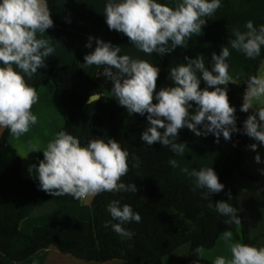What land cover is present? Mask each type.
<instances>
[{
    "label": "clouds",
    "instance_id": "1",
    "mask_svg": "<svg viewBox=\"0 0 264 264\" xmlns=\"http://www.w3.org/2000/svg\"><path fill=\"white\" fill-rule=\"evenodd\" d=\"M221 6L222 0H179L174 7L158 0H108L104 18L110 31L122 33L141 52L163 57L178 46L186 47L192 35L202 31L206 18ZM52 26L48 0H0V128L8 129L17 139L38 121L31 109L39 96L26 78L31 79L38 69L47 66L45 61L54 50L47 40L38 39L37 33L43 34ZM245 28L246 31L235 32L228 45L256 60L264 50V25L257 28L249 20ZM228 45L221 48L219 55L212 53L211 70L200 56H185L183 63L168 70L171 85L162 86L159 91L160 68L147 60L121 55V47L111 42L90 36L85 47L91 51L84 61L102 68L100 75L111 82L113 97L129 116L147 113L148 126L140 139L148 146L159 143L174 153H182L185 145L177 140L183 128L198 137L211 134L217 142L221 136L228 141L233 133L242 131L264 146V60L260 61L258 72L244 80L246 89L240 111L252 110L253 114L244 121L242 130L237 129L236 108L230 106L228 85L239 81L230 74ZM202 81L206 85L203 89ZM99 99L97 93L89 98L90 102ZM249 147L257 150L255 143ZM37 151H42L43 159L28 171L35 173L39 190L54 197L82 200L102 192L138 191L134 183L121 182L129 171V152L114 139L90 138L82 144L79 138L59 131L44 147L38 143L28 145V154ZM134 159L133 167H138L139 159ZM255 161L262 163L259 154ZM168 163L175 166V160ZM189 174L195 178L194 188L203 190L202 199L207 201L225 187L212 167L192 169ZM208 206H214L217 213L227 218L225 224H241L238 209L232 203L222 200L208 202ZM107 212L111 220L105 222V227L110 226L121 238L131 239L134 233L125 225L139 223V213L119 200H111ZM222 239L230 255L216 256L211 264H264V246L234 241L230 229L222 233ZM195 252L200 258L204 249L197 247Z\"/></svg>",
    "mask_w": 264,
    "mask_h": 264
},
{
    "label": "trees",
    "instance_id": "2",
    "mask_svg": "<svg viewBox=\"0 0 264 264\" xmlns=\"http://www.w3.org/2000/svg\"><path fill=\"white\" fill-rule=\"evenodd\" d=\"M57 1L48 0L51 18L52 6ZM258 11L264 12V0H222V6L212 17L206 18L208 21L203 27L233 26ZM182 59L180 46L163 57L153 54L154 64L160 68L156 91L171 85L167 78L168 70L182 63ZM261 60H264V50L261 57L250 60L246 67L230 66V74L239 81L228 85L230 106L236 108L237 129L242 130L249 116V112L240 111L246 89L244 80L258 72ZM209 62L206 66L211 70ZM101 72L102 68H96L90 75H85L79 63H75L69 76L61 74L57 68L48 74L38 69L36 75L26 80L36 91L49 83L54 84L68 113V121L61 131L79 138L82 144L90 138L120 142L129 152V171L121 182L134 183L138 191L102 192L93 200L92 216L88 222L76 218L54 221L35 228L32 234H25L21 231V224L36 210L50 203L52 195L39 190L38 181L25 179L20 159L14 160L0 175V264H22L50 248L88 263L163 264L164 258L185 245L191 246L189 256L180 264H202L195 249L201 246L204 250L214 249L226 229H230L240 242L259 247L258 239L251 236L249 226L240 218L239 195L233 181L234 175L240 174L264 189L262 178L243 171L246 157L250 151L253 152L247 135L238 131L230 140L225 141L221 136L217 142L211 134L198 137L187 128L180 130L178 143L197 142L220 156L213 169L225 187L220 193L212 194L209 201L202 199L203 190L174 179V167L168 161L175 160V153L170 148L159 143L148 146L140 139L148 126L147 113L129 116L127 110L113 99L111 82L100 75ZM205 86L202 81L201 89ZM93 93L99 94L100 99L87 104ZM195 107L193 102V110ZM11 136L8 129L3 132L0 150L9 145ZM253 154L254 157L257 155ZM134 158L139 159L138 167H133L136 163ZM111 200L131 205L141 216L139 223L125 225L134 233L131 239L121 238L110 226L105 227V222L111 220L107 212V204ZM222 200L238 209L241 224H225L227 218L217 213L214 206H208V202L215 204Z\"/></svg>",
    "mask_w": 264,
    "mask_h": 264
},
{
    "label": "crops",
    "instance_id": "3",
    "mask_svg": "<svg viewBox=\"0 0 264 264\" xmlns=\"http://www.w3.org/2000/svg\"><path fill=\"white\" fill-rule=\"evenodd\" d=\"M108 0H58L52 6L53 26L45 33H37L38 39H45L49 46L53 48L45 63V68H40L45 74L54 69H58L64 76L72 73L75 63H79L85 75L96 69L95 65H87L84 56L91 49L85 47L89 42V37L99 38L105 42H111L115 46L121 47V52L132 59H143L152 63L153 54L149 55L141 52L135 45L130 44L128 38L115 30H109L105 23V5ZM160 3H167L174 7L179 0H158ZM251 20L255 27L264 25V12L258 11L251 14L242 22L227 27L217 29H206L202 26V31L195 33L188 40L187 46L182 47L183 59L196 58L200 56L205 63L211 61L212 53L219 55L221 48L228 45L229 40L234 39L237 31H246L245 25ZM93 49L95 41L92 42ZM230 56L227 62L233 68L246 67L250 64L242 52H238L228 45ZM15 68V65L13 66ZM199 75V74H198ZM159 78L157 80V83ZM39 100L32 106V112L37 115L38 121L30 126L29 131L17 139L11 136L9 145L0 150V175L16 159L22 163V174L27 180L37 181L35 173H29L31 165H38L43 159L42 151L31 152L28 154V145L38 143L41 147L54 138L61 131L68 121V113L64 108L57 89L53 83H49L37 90ZM253 114L249 110V115ZM6 128H0V139ZM250 145L257 144V150L262 163H256L253 152H249L243 165L245 173L258 176L264 180V146L247 136ZM184 151L175 152L174 179L177 182L195 184V178L190 176L191 170L207 167L214 168L219 161V154L200 143L184 141ZM185 169L188 171L186 172ZM234 185L238 190L240 218L249 226L251 236L258 239V246H264V189L259 188L252 181L244 178L240 174L233 177ZM94 197L75 200L71 196L54 197L46 206L36 210L32 215L21 224V231L25 234H32L35 228L46 226L54 221H64L68 219H79L88 222L91 219V206ZM234 241H239L233 235ZM190 245H185L177 249L168 257L164 258L163 264H180L181 261L188 259ZM229 256L227 243L222 239L218 240L212 250H204L201 255L202 264H211L216 256ZM120 264L119 261L108 263L84 262L70 255L62 254L55 248L38 253L22 264ZM15 264V263H10Z\"/></svg>",
    "mask_w": 264,
    "mask_h": 264
},
{
    "label": "water",
    "instance_id": "4",
    "mask_svg": "<svg viewBox=\"0 0 264 264\" xmlns=\"http://www.w3.org/2000/svg\"><path fill=\"white\" fill-rule=\"evenodd\" d=\"M97 101V100H96ZM93 102H90V100H88L87 104H92Z\"/></svg>",
    "mask_w": 264,
    "mask_h": 264
},
{
    "label": "rangeland",
    "instance_id": "5",
    "mask_svg": "<svg viewBox=\"0 0 264 264\" xmlns=\"http://www.w3.org/2000/svg\"><path fill=\"white\" fill-rule=\"evenodd\" d=\"M113 99L116 101V99L113 97ZM135 116H140V115H138V114H135ZM90 198V197H89Z\"/></svg>",
    "mask_w": 264,
    "mask_h": 264
}]
</instances>
